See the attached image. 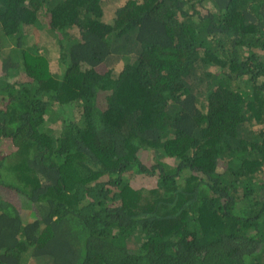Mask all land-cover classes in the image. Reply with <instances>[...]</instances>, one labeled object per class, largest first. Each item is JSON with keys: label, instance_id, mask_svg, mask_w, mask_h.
I'll return each instance as SVG.
<instances>
[{"label": "trees", "instance_id": "1", "mask_svg": "<svg viewBox=\"0 0 264 264\" xmlns=\"http://www.w3.org/2000/svg\"><path fill=\"white\" fill-rule=\"evenodd\" d=\"M0 264H264V0H0Z\"/></svg>", "mask_w": 264, "mask_h": 264}, {"label": "rangeland", "instance_id": "2", "mask_svg": "<svg viewBox=\"0 0 264 264\" xmlns=\"http://www.w3.org/2000/svg\"><path fill=\"white\" fill-rule=\"evenodd\" d=\"M41 32H44V31H41ZM42 36L44 37V34H42ZM44 38H46V37H44ZM13 201H14V199L13 198H11ZM22 203V202H21ZM24 207V206H23Z\"/></svg>", "mask_w": 264, "mask_h": 264}]
</instances>
